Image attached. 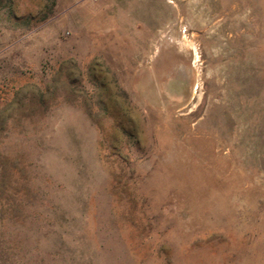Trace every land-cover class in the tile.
Returning a JSON list of instances; mask_svg holds the SVG:
<instances>
[{
  "label": "rangeland",
  "instance_id": "374dc122",
  "mask_svg": "<svg viewBox=\"0 0 264 264\" xmlns=\"http://www.w3.org/2000/svg\"><path fill=\"white\" fill-rule=\"evenodd\" d=\"M0 264H264V0H0Z\"/></svg>",
  "mask_w": 264,
  "mask_h": 264
},
{
  "label": "trees",
  "instance_id": "16d2710c",
  "mask_svg": "<svg viewBox=\"0 0 264 264\" xmlns=\"http://www.w3.org/2000/svg\"><path fill=\"white\" fill-rule=\"evenodd\" d=\"M53 2L55 1V0H52ZM46 94L45 93H42V97H44Z\"/></svg>",
  "mask_w": 264,
  "mask_h": 264
}]
</instances>
